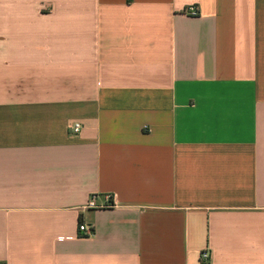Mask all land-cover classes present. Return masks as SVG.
<instances>
[{"label":"crops","instance_id":"obj_1","mask_svg":"<svg viewBox=\"0 0 264 264\" xmlns=\"http://www.w3.org/2000/svg\"><path fill=\"white\" fill-rule=\"evenodd\" d=\"M0 264H264V0H0Z\"/></svg>","mask_w":264,"mask_h":264},{"label":"built area","instance_id":"obj_2","mask_svg":"<svg viewBox=\"0 0 264 264\" xmlns=\"http://www.w3.org/2000/svg\"><path fill=\"white\" fill-rule=\"evenodd\" d=\"M185 13L187 15H190V16H197L198 15L197 7L196 6H189L186 8ZM81 128H82V126L78 122H73L68 126V130L72 134L79 133ZM106 201L110 204V201H111L110 197H107ZM87 206L88 207H97L94 204L93 198L90 199ZM77 230H78V236L79 237H90L93 235V232H94L93 228L90 225H86V224L81 223V222L78 224ZM208 260H209V252L206 249L205 251H203L200 254V261L205 263V262H208Z\"/></svg>","mask_w":264,"mask_h":264}]
</instances>
